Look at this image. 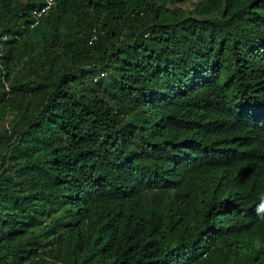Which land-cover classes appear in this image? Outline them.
Wrapping results in <instances>:
<instances>
[{
  "label": "trees",
  "instance_id": "16d2710c",
  "mask_svg": "<svg viewBox=\"0 0 264 264\" xmlns=\"http://www.w3.org/2000/svg\"><path fill=\"white\" fill-rule=\"evenodd\" d=\"M0 0V264H264V0Z\"/></svg>",
  "mask_w": 264,
  "mask_h": 264
},
{
  "label": "rangeland",
  "instance_id": "374dc122",
  "mask_svg": "<svg viewBox=\"0 0 264 264\" xmlns=\"http://www.w3.org/2000/svg\"><path fill=\"white\" fill-rule=\"evenodd\" d=\"M197 1L198 0H187V1L177 3V5L183 9H192L193 4ZM13 121H14L13 118L0 117V133L3 132L4 129L10 128Z\"/></svg>",
  "mask_w": 264,
  "mask_h": 264
},
{
  "label": "built area",
  "instance_id": "2783aa9c",
  "mask_svg": "<svg viewBox=\"0 0 264 264\" xmlns=\"http://www.w3.org/2000/svg\"><path fill=\"white\" fill-rule=\"evenodd\" d=\"M53 4V0H45V4L40 6V7H36L32 10L31 12V22L29 24V27L32 28L33 26H36L40 20V17L42 14H44L49 7Z\"/></svg>",
  "mask_w": 264,
  "mask_h": 264
},
{
  "label": "clouds",
  "instance_id": "9594fccd",
  "mask_svg": "<svg viewBox=\"0 0 264 264\" xmlns=\"http://www.w3.org/2000/svg\"><path fill=\"white\" fill-rule=\"evenodd\" d=\"M42 6V5H41ZM38 7H40V6H38ZM36 8V7H35ZM32 12V11H31ZM31 19H32V16H31Z\"/></svg>",
  "mask_w": 264,
  "mask_h": 264
}]
</instances>
